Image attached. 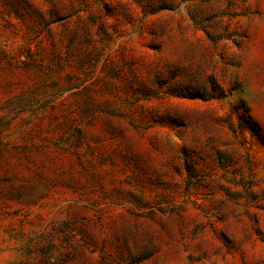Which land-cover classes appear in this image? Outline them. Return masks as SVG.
Instances as JSON below:
<instances>
[{
	"label": "rangeland",
	"instance_id": "rangeland-1",
	"mask_svg": "<svg viewBox=\"0 0 264 264\" xmlns=\"http://www.w3.org/2000/svg\"><path fill=\"white\" fill-rule=\"evenodd\" d=\"M0 264H264V0H0Z\"/></svg>",
	"mask_w": 264,
	"mask_h": 264
}]
</instances>
